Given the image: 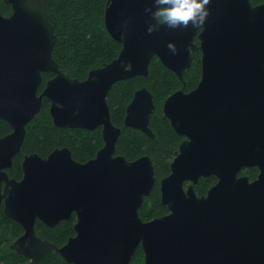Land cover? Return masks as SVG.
Here are the masks:
<instances>
[{"label":"water","instance_id":"water-1","mask_svg":"<svg viewBox=\"0 0 264 264\" xmlns=\"http://www.w3.org/2000/svg\"><path fill=\"white\" fill-rule=\"evenodd\" d=\"M2 1L0 118L12 130L0 137V206L23 228L11 249L28 264L51 251L68 264H131L139 247L145 264H264V2L211 0L197 29L158 25L146 11L153 0H107L104 24L121 49L81 80L53 57L57 35L47 0ZM198 50L202 76L187 92L184 74ZM155 56L183 84L163 113L186 139L160 179L169 212L144 221L139 210L156 184L154 162L147 154L134 160L116 154L122 129L113 123L108 95L118 81L149 75ZM44 73L53 76L40 90ZM44 99L55 125L101 127L103 145L85 162L68 147L44 158L26 154L22 178H11L7 170ZM154 110L153 93L137 89L124 126L154 137ZM254 167L255 180L240 174ZM212 175L217 182L199 196L195 185ZM74 212L75 234L61 247L35 229L37 220L53 227Z\"/></svg>","mask_w":264,"mask_h":264},{"label":"trees","instance_id":"trees-1","mask_svg":"<svg viewBox=\"0 0 264 264\" xmlns=\"http://www.w3.org/2000/svg\"><path fill=\"white\" fill-rule=\"evenodd\" d=\"M2 1V0H1ZM253 4L264 0H251ZM106 0H47V11L57 35L53 49V57L61 68L69 70L71 77L85 79L88 72L115 59L121 44L113 39L104 24ZM2 13L10 15L12 7L2 1ZM201 52H196L191 66L186 69L184 79L186 91L198 85L201 76ZM51 73L43 74L45 82L52 77ZM182 82L171 69L167 68L158 57H153L147 76H136L113 84L108 95L113 123L122 129L118 139L116 154L134 160L142 155L151 156L156 184L152 192L145 197L139 213L144 221L166 215L168 207L161 201L160 179L170 173V164L176 155L180 143L184 139L164 117L163 104L167 97L182 87ZM147 87L154 96L155 110L151 115L150 127L155 133L149 137L140 129L124 126L126 108L134 92ZM11 127L0 118V137L11 132ZM103 145L102 129L87 130L81 128H63L54 124L50 114V103L43 100L41 110L27 125V134L21 152L16 155L13 165L7 170L11 178L20 180L23 176L22 162L26 154L37 153L47 157L54 149L68 147L74 159L85 162L95 157ZM257 168H244L241 175L250 179L257 178ZM217 182L215 176L202 177L195 190L198 195H205L208 189ZM74 218L63 219L53 227L40 220L36 221L35 229L44 239L56 246L64 245L69 237L75 234ZM23 233L22 227L7 217L0 206V264H26L24 256L11 249V244ZM40 264H68L55 251L43 257ZM131 264H145L142 249L139 247Z\"/></svg>","mask_w":264,"mask_h":264},{"label":"clouds","instance_id":"clouds-1","mask_svg":"<svg viewBox=\"0 0 264 264\" xmlns=\"http://www.w3.org/2000/svg\"><path fill=\"white\" fill-rule=\"evenodd\" d=\"M211 0H153L154 8L146 9L158 25L169 28L191 26L202 29L210 13L208 5ZM153 28L150 25L149 31ZM168 47L175 51V45L170 42Z\"/></svg>","mask_w":264,"mask_h":264},{"label":"flooded vegetation","instance_id":"flooded-vegetation-1","mask_svg":"<svg viewBox=\"0 0 264 264\" xmlns=\"http://www.w3.org/2000/svg\"><path fill=\"white\" fill-rule=\"evenodd\" d=\"M106 1H107V0H106ZM198 51H200V50H198ZM198 51H197V52H198ZM200 52H201V51H200ZM195 55H196V54H195ZM200 60H201V59H200ZM201 68H202V65H201ZM187 92H189V91H187ZM99 128H101V127H99ZM183 137H184L183 140H185L186 137H185L184 135H183ZM183 140H182V141H183ZM180 144H181V143H180ZM254 168H257V167H254ZM257 169H258V168H257ZM258 171H259V169H258ZM258 174H259V172H258ZM258 174H257V176H258ZM212 176H214V175H212ZM215 177H216V176H215ZM216 178H217V177H216ZM255 179H256V178H255ZM255 179H253V180H255ZM251 180H252V179H251ZM199 181H200V180H199ZM198 183H199V182H198ZM198 183H197V184H198ZM197 184H196V185H197ZM187 185H188V183L185 184V186H187ZM195 191H196V190H195ZM196 193H197V192H196ZM205 195H206V194H205ZM199 196H201V195H199ZM1 207L3 208V204L1 205ZM71 218H74V219H75V223L77 222V215H76L75 212L73 213V215L71 216ZM16 223H17V222H16ZM75 223H74V230H75ZM18 224H19V223H18ZM19 225H20V224H19ZM20 226H21V225H20ZM21 227H22V226H21ZM22 229H23V228H22ZM22 234H23V233H22ZM22 234H21V235H22ZM21 235H20V236H21ZM20 236H19V237H20ZM42 238H43V237H42ZM43 239H44V238H43ZM55 253H56V252H55ZM26 260H27V263H26V264H28L30 260L27 259V258H26Z\"/></svg>","mask_w":264,"mask_h":264},{"label":"rangeland","instance_id":"rangeland-1","mask_svg":"<svg viewBox=\"0 0 264 264\" xmlns=\"http://www.w3.org/2000/svg\"><path fill=\"white\" fill-rule=\"evenodd\" d=\"M144 255V254H143ZM144 263H145V259H144Z\"/></svg>","mask_w":264,"mask_h":264}]
</instances>
